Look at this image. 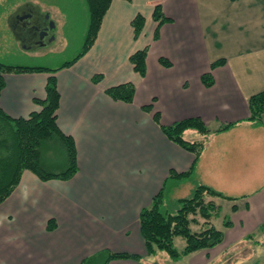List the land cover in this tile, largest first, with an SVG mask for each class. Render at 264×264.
Masks as SVG:
<instances>
[{
	"label": "crops",
	"instance_id": "0c3cea01",
	"mask_svg": "<svg viewBox=\"0 0 264 264\" xmlns=\"http://www.w3.org/2000/svg\"><path fill=\"white\" fill-rule=\"evenodd\" d=\"M44 5L0 0V17L17 48L37 45L28 29L34 14L46 16ZM157 5L169 18L161 24L153 16ZM109 6L95 42L73 64L4 74L0 104L14 117L39 110L36 99L45 98L48 79L56 77L57 123L75 141L79 170L70 179L44 181L25 169L0 204V264H81L104 249L142 256L108 264H143L142 208L171 171L185 172L195 157L160 124L186 118L201 117L211 131H184L187 140L205 144L193 176L168 180L166 197L169 187L175 195L188 183L237 197L219 199L232 220L223 227L224 239L245 238L264 225V115L260 123L249 119V98L264 90V0H112ZM48 7L50 15L61 11L56 1ZM138 14L145 23L136 34ZM146 46L143 76L129 58ZM127 81L137 86L132 102L107 94ZM51 219L55 227L49 229Z\"/></svg>",
	"mask_w": 264,
	"mask_h": 264
},
{
	"label": "trees",
	"instance_id": "16d2710c",
	"mask_svg": "<svg viewBox=\"0 0 264 264\" xmlns=\"http://www.w3.org/2000/svg\"><path fill=\"white\" fill-rule=\"evenodd\" d=\"M89 10L88 32L84 40V46L79 55L71 61H66L59 67L50 68L47 66H27L5 64L0 62V95L5 86L4 74L10 72H32L44 71L55 72V70L67 67L83 56L98 36L99 28L103 22V17L110 8L112 0H86ZM153 16L159 24L167 21L169 18L164 15L162 6L157 5ZM145 16L136 15L133 20L135 33L139 34L144 29ZM148 47L137 49L130 56V62L134 69L145 76L147 73L146 58ZM166 64L170 62L161 58ZM100 77H96L99 80ZM203 80L212 84L209 74H205ZM46 95L43 99H36L40 104L39 110H34L28 116L14 117L7 114L0 104V204L4 202L16 186L20 183L25 169L33 171L41 180L48 181L50 178L70 179L79 170L77 146L72 135L62 131L57 123V109L60 104V91L57 85V79L51 75L46 84ZM137 86L127 81L115 84L106 89L109 96L132 102L135 99ZM251 116L250 120L262 122L264 113V90L252 94L249 98ZM145 109L153 110L151 105L144 106ZM154 118L161 122L159 112H154ZM234 123L221 126L219 130L229 129ZM169 139L176 141L184 149L194 153V163L185 172L171 171L169 178L164 182L163 188L152 197V202L142 208L139 216L140 229L147 247V255L153 256L157 251L167 252L170 257L178 261L189 253L201 249L212 248L223 243L224 231L217 228L214 221L220 217L222 207L212 197L225 198L229 200L237 199L235 196L226 195L211 185L203 183L196 184L195 188L187 197H181L177 200L176 211L165 208L166 202V184L168 180L174 177L186 179L193 176L197 161L201 156L204 147V140H187L183 137L187 129H197L206 135L211 131L208 124L201 117L186 118L181 121L173 122L170 125L160 124ZM58 151L62 159L58 163L57 169H46L45 154L47 150ZM48 164V163H47ZM199 217L205 219L200 230L195 231L192 224L200 223ZM225 226L232 225L230 218L225 219ZM48 228L55 227L54 219L48 222ZM177 238L184 241V246L179 247L176 243ZM135 258L141 259L142 256L136 253L126 251H113L104 249L98 253L87 257L81 264H108L113 259Z\"/></svg>",
	"mask_w": 264,
	"mask_h": 264
},
{
	"label": "rangeland",
	"instance_id": "374dc122",
	"mask_svg": "<svg viewBox=\"0 0 264 264\" xmlns=\"http://www.w3.org/2000/svg\"><path fill=\"white\" fill-rule=\"evenodd\" d=\"M56 1L61 11L50 15L49 4ZM48 9L46 15L53 23V37L50 40L42 39L28 50L17 48L14 39V33L7 27L5 19L0 17V62L14 65L27 66H47L50 68L59 67L66 61H71L80 54L84 40L88 32L89 10L86 0H41ZM3 4V2H1ZM1 7V6H0ZM192 135H187L191 138ZM46 169H57L58 163L62 159L58 151V146L54 150H47L45 154ZM48 163V164H47ZM262 174V171H260ZM195 188V187H194ZM168 195L165 202V208L176 211L177 201L175 197H187L193 191L190 183L183 185L177 194L173 195L168 188ZM220 204V198L212 197ZM222 198V197H221ZM220 204L222 211L220 217L215 219L214 223L218 229L223 231L224 221L229 216L226 213V203ZM198 225L192 224L195 231L200 230L205 219L199 217ZM232 221V220H231ZM176 243L179 247L184 246V241L177 238ZM143 264H264V225L256 232L242 239L236 237L223 239V243L212 248L201 249L189 253L188 256L173 260L167 252L157 251L155 255H145Z\"/></svg>",
	"mask_w": 264,
	"mask_h": 264
},
{
	"label": "flooded vegetation",
	"instance_id": "af4514ba",
	"mask_svg": "<svg viewBox=\"0 0 264 264\" xmlns=\"http://www.w3.org/2000/svg\"><path fill=\"white\" fill-rule=\"evenodd\" d=\"M30 40L42 42V39L50 40L53 37L51 21L44 14H34L28 29Z\"/></svg>",
	"mask_w": 264,
	"mask_h": 264
},
{
	"label": "water",
	"instance_id": "95a60500",
	"mask_svg": "<svg viewBox=\"0 0 264 264\" xmlns=\"http://www.w3.org/2000/svg\"><path fill=\"white\" fill-rule=\"evenodd\" d=\"M46 18H48V16L46 15ZM51 26H53V23L51 22Z\"/></svg>",
	"mask_w": 264,
	"mask_h": 264
}]
</instances>
